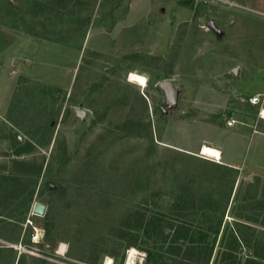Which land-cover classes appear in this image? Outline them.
I'll return each instance as SVG.
<instances>
[{"label":"rangeland","instance_id":"1","mask_svg":"<svg viewBox=\"0 0 264 264\" xmlns=\"http://www.w3.org/2000/svg\"><path fill=\"white\" fill-rule=\"evenodd\" d=\"M263 90L264 0H0V264H264Z\"/></svg>","mask_w":264,"mask_h":264},{"label":"built area","instance_id":"2","mask_svg":"<svg viewBox=\"0 0 264 264\" xmlns=\"http://www.w3.org/2000/svg\"><path fill=\"white\" fill-rule=\"evenodd\" d=\"M258 96V99L256 100L255 103H253V98L257 97ZM250 102L252 105H255V106H260V110H259V118L260 119H264V115L261 114V109L264 108V93L263 94H259V95H256V96H253L251 99H250ZM234 122V121H233ZM233 122H229V125L232 126L234 123ZM34 214V213H33ZM33 226V222L31 221L30 218H28L25 222V227H28V226ZM40 232L37 228L34 227V233L31 234V241L33 243H38L39 242V239H40ZM31 253V252H30Z\"/></svg>","mask_w":264,"mask_h":264},{"label":"bare ground","instance_id":"3","mask_svg":"<svg viewBox=\"0 0 264 264\" xmlns=\"http://www.w3.org/2000/svg\"><path fill=\"white\" fill-rule=\"evenodd\" d=\"M131 73H134V72H131ZM135 84V83H134ZM147 86V85H146ZM146 86H143V87H146ZM141 87V86H140ZM142 87V88H143ZM201 156H204V157H209V158H212V159H221L220 157V151L218 149H215L213 147H210V146H207V145H204L202 148H201ZM67 251V248L65 245H62L59 249V253L61 254H65ZM136 253L135 249H132L130 251V256H129V260H131L134 256V254ZM110 260V259H108ZM111 261V264H112V260Z\"/></svg>","mask_w":264,"mask_h":264},{"label":"crops","instance_id":"4","mask_svg":"<svg viewBox=\"0 0 264 264\" xmlns=\"http://www.w3.org/2000/svg\"><path fill=\"white\" fill-rule=\"evenodd\" d=\"M264 93V90L262 91V92H257V93H254V95H258V94H263ZM261 120H263L264 121V119H261ZM259 131H258V129L256 128L255 130H254V134H259L258 133ZM262 134H260L262 137L264 136V132H261ZM221 153V152H220ZM263 154V152H262V150H260V155H262ZM244 163H245V160H244V156L242 157V161H237V162H233L232 164H230L229 163V165H233L234 166V168L236 169V170H241L240 168H241V166H244ZM254 168V170L257 172L256 174L257 175H261V174H264V168H261L260 166H258V165H256V166H254L253 167ZM262 176V175H261ZM23 226V225H22ZM22 232H23V227H22V229H21V232L19 231V234H17V237H15L16 239H18V242L19 241H21V238H22Z\"/></svg>","mask_w":264,"mask_h":264},{"label":"clouds","instance_id":"5","mask_svg":"<svg viewBox=\"0 0 264 264\" xmlns=\"http://www.w3.org/2000/svg\"><path fill=\"white\" fill-rule=\"evenodd\" d=\"M134 77H135V79H134ZM148 80H149L148 73H130L129 77H128L129 83H135L141 87L146 86ZM141 81H142V83H141ZM257 99H258V96L253 98V103H255ZM261 114L264 115V108L261 109ZM106 264H111V261L106 259Z\"/></svg>","mask_w":264,"mask_h":264},{"label":"trees","instance_id":"6","mask_svg":"<svg viewBox=\"0 0 264 264\" xmlns=\"http://www.w3.org/2000/svg\"><path fill=\"white\" fill-rule=\"evenodd\" d=\"M9 218H10V216H8ZM12 217V216H11ZM163 230V229H162ZM161 230V231H162ZM211 230H213V232L215 233V236H214V238L217 236V233H219V228H217V229H211ZM209 254H208V258H207V260L205 261V264H208V262H209V259H210V257H211V253H212V251H213V249H214V246L212 245V246H210L209 248ZM188 252H192V254L194 255V254H196V253H202V250H200V249H198L196 246H192V247H190L189 249H188ZM187 259L188 258H190L191 259V257H186ZM246 262H248L247 264H258V263H260V261H257V259H248ZM182 264V263H181ZM184 264V263H183Z\"/></svg>","mask_w":264,"mask_h":264},{"label":"water","instance_id":"7","mask_svg":"<svg viewBox=\"0 0 264 264\" xmlns=\"http://www.w3.org/2000/svg\"><path fill=\"white\" fill-rule=\"evenodd\" d=\"M211 26V24H210ZM161 87L165 90H167L169 93H172L174 90H173V85L172 83L170 82H164L161 84ZM45 211H46V207L42 204H39L37 203L35 206H34V209H33V213L34 215H39V216H43L45 215Z\"/></svg>","mask_w":264,"mask_h":264},{"label":"snow or ice","instance_id":"8","mask_svg":"<svg viewBox=\"0 0 264 264\" xmlns=\"http://www.w3.org/2000/svg\"><path fill=\"white\" fill-rule=\"evenodd\" d=\"M134 79H135V77H134ZM141 83H142V81H141Z\"/></svg>","mask_w":264,"mask_h":264}]
</instances>
